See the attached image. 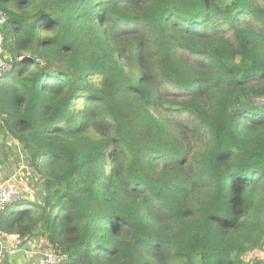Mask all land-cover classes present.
<instances>
[{
  "label": "trees",
  "instance_id": "1",
  "mask_svg": "<svg viewBox=\"0 0 264 264\" xmlns=\"http://www.w3.org/2000/svg\"><path fill=\"white\" fill-rule=\"evenodd\" d=\"M0 12V127L39 181L0 208L1 253L10 235H39L56 264H246L261 249L264 0Z\"/></svg>",
  "mask_w": 264,
  "mask_h": 264
},
{
  "label": "rangeland",
  "instance_id": "2",
  "mask_svg": "<svg viewBox=\"0 0 264 264\" xmlns=\"http://www.w3.org/2000/svg\"><path fill=\"white\" fill-rule=\"evenodd\" d=\"M1 53L6 54V53H3L2 50H1ZM25 153L26 152L23 151V149L20 147L18 142L14 140L12 137L6 135V133L3 131V128L0 127V161L2 164H4L3 166L1 165L0 167V175L4 177L5 175L4 173H7L10 170L12 173H14L15 170H16V173H18L20 168H22L23 166L27 167L26 165L27 157L25 156ZM7 162L8 164L11 162V165L12 164L13 165L8 166ZM10 173H7V174H10ZM28 177L31 179L30 183H32V186L34 187L37 186L38 180L33 179L31 177V174H27L25 176H22L21 181L18 183L22 192L23 190L27 192L25 187L27 186ZM39 238H40L39 235H34V237L32 238V240L35 242L31 241V245H33V247H31L32 254L28 258L27 264H32L35 261L36 257L37 259H39L43 255V253L47 250V248H49L46 245L45 239H39ZM24 241L25 240H23L22 242L24 243ZM2 244H4V238L2 239ZM0 254L2 255L0 260H3V255H4L3 252L2 253L0 252ZM253 259L264 260V245L261 247V249L258 248V249L248 250L246 254L243 256V260L246 264H248Z\"/></svg>",
  "mask_w": 264,
  "mask_h": 264
},
{
  "label": "built area",
  "instance_id": "3",
  "mask_svg": "<svg viewBox=\"0 0 264 264\" xmlns=\"http://www.w3.org/2000/svg\"><path fill=\"white\" fill-rule=\"evenodd\" d=\"M5 21V15L0 12V28ZM2 40V35L0 33V42ZM0 47V77L11 68V59L8 54H2ZM3 52V50H2ZM4 53V52H3ZM8 59V61H7ZM29 174L28 166H23L19 169L18 173L16 170L10 176L4 178L0 175V208L5 204L16 200L19 195L22 194V190L18 183L21 181L22 176ZM25 189L28 191L29 186L27 185ZM24 191V190H23ZM1 252V251H0ZM2 255L0 254V258ZM60 257L53 250H46L43 255L37 259L34 264H56L59 263Z\"/></svg>",
  "mask_w": 264,
  "mask_h": 264
},
{
  "label": "crops",
  "instance_id": "4",
  "mask_svg": "<svg viewBox=\"0 0 264 264\" xmlns=\"http://www.w3.org/2000/svg\"><path fill=\"white\" fill-rule=\"evenodd\" d=\"M1 165L3 166L4 164H2L0 161V167ZM7 165L12 166L13 164L11 165V162L9 164L7 162ZM10 172L11 170L7 173ZM7 173H4V178L10 176L12 172L10 174ZM31 241L33 240H28L25 243H21V240H19L16 235L6 236L4 239V244L1 246L4 255L3 260H0V264H27V260L32 254L31 247H33V245H31ZM36 259L37 257L32 264L37 261Z\"/></svg>",
  "mask_w": 264,
  "mask_h": 264
},
{
  "label": "bare ground",
  "instance_id": "5",
  "mask_svg": "<svg viewBox=\"0 0 264 264\" xmlns=\"http://www.w3.org/2000/svg\"><path fill=\"white\" fill-rule=\"evenodd\" d=\"M183 206V205H182Z\"/></svg>",
  "mask_w": 264,
  "mask_h": 264
}]
</instances>
